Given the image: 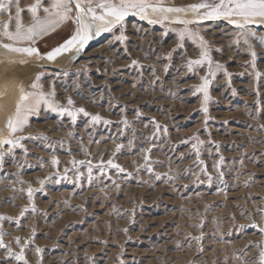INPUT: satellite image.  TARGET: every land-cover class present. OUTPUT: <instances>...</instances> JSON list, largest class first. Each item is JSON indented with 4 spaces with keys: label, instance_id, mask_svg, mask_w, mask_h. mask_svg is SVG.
<instances>
[{
    "label": "rangeland",
    "instance_id": "rangeland-1",
    "mask_svg": "<svg viewBox=\"0 0 264 264\" xmlns=\"http://www.w3.org/2000/svg\"><path fill=\"white\" fill-rule=\"evenodd\" d=\"M35 2L20 0L24 29ZM149 2L184 10L129 14L122 31L102 32L54 60L46 54L74 34L71 20L36 39L52 42L43 52L37 46L40 56L2 50L27 42L0 36V108L19 82L57 108L41 100L15 133L9 120L21 88L3 108L0 140L19 143H0V264H259L264 46L244 43L230 22L240 17L206 18L190 7L213 0ZM10 17L14 32L15 6L0 23ZM249 27L264 37V19ZM204 49L211 65L190 70ZM205 79L206 102L197 91Z\"/></svg>",
    "mask_w": 264,
    "mask_h": 264
},
{
    "label": "snow or ice",
    "instance_id": "snow-or-ice-1",
    "mask_svg": "<svg viewBox=\"0 0 264 264\" xmlns=\"http://www.w3.org/2000/svg\"><path fill=\"white\" fill-rule=\"evenodd\" d=\"M20 0H0V13L10 12L15 6V31L10 30L11 17L9 22L0 23V28L3 29L0 32V36L6 37L8 41H14L17 44L27 42V46L13 47L12 43H4L3 47L17 53H23L28 56H40L38 48L33 47L36 39L43 35H46L50 31L55 30L62 23L72 21L75 25L74 34L65 40L63 44L56 47L52 51L46 54L48 60H54L58 55L63 52H69L73 49L77 53L82 51L85 46L94 37L99 36L102 32H111L114 28H119L122 31L123 22L129 14H139L141 18L147 17L148 9L153 12H180L184 9L174 7H163L160 4L150 3L149 0H51V7H43L44 0H36L35 4L30 6L28 11L31 12L33 23L24 29L20 14L21 9L19 7ZM193 10L203 9V15L206 18H218V17H240L241 20H231L230 22L235 25L236 28L242 30V36L244 43H248L249 38L257 39L261 46H264V37H257L256 32L249 26L255 23L256 18L264 19V0H213L212 3L202 2L195 5H190ZM42 9L47 16L41 19L38 16V11ZM153 23L155 21H149ZM179 23H186L185 21H178ZM195 36L196 34H190ZM124 37L118 36L117 40H122ZM184 38V33H181V39ZM202 45L207 42L200 37ZM251 47V45H249ZM253 58L256 57V52L252 51ZM211 65V57L208 55L207 49L201 52V58L193 61H189L188 67L191 70L193 65H202L204 62ZM255 63V60L253 61ZM219 67V66H217ZM211 73L212 69L209 68ZM39 80V76L36 77ZM208 83L207 79L197 89L198 92L204 93L205 102L208 100ZM38 83L31 85L32 89L39 88ZM52 92L50 95H54ZM44 100L49 108L57 110L56 106L47 99L43 92H25L21 88V95L15 108V115L9 120V128L12 133L23 130V127L28 122V117L31 112H34L39 105L40 101ZM73 101L69 98L68 104L71 105ZM61 112H67L72 119H75L76 113L69 111L68 109H58ZM207 111V109H204ZM78 112H82L85 115L87 113L83 108L77 109ZM92 119L97 121L99 116H93ZM0 143L4 144H18L19 141L13 140H0ZM195 147V145H194ZM222 159V158H221ZM109 165L115 168H119V165H115L112 161H108ZM91 171V169H89ZM123 171V169H120ZM32 192L29 189V197ZM0 219H3L0 217ZM252 227H257L253 224ZM259 231L264 233V228H260ZM2 236V234H0ZM19 243V240H17ZM0 247H5L2 239H0ZM40 249H37L39 252ZM259 264H264V250L259 253ZM15 259L18 261H24V256L17 255ZM26 264V262H25Z\"/></svg>",
    "mask_w": 264,
    "mask_h": 264
},
{
    "label": "water",
    "instance_id": "water-1",
    "mask_svg": "<svg viewBox=\"0 0 264 264\" xmlns=\"http://www.w3.org/2000/svg\"><path fill=\"white\" fill-rule=\"evenodd\" d=\"M13 47H18V46H13ZM1 49H2V48H0V51L4 50L5 48L3 47V49H2V50H1ZM46 68H47V67H46ZM8 83H10V82H8ZM21 84H22V83H21ZM0 88H1V90H0V100H1V99H3V98L5 97V96L2 95V94H3V91L6 90V86L4 85V86H2V87H0ZM20 88H21L20 82H19L18 84H16L15 86H13V90H12L13 92H12L11 97L8 98L6 105H4V106H2V108H0V124H2V122H4L5 119H6V118H5V117H6V114H5V111L3 110V108L5 109V108L9 107L12 98L14 97L15 93H16Z\"/></svg>",
    "mask_w": 264,
    "mask_h": 264
},
{
    "label": "crops",
    "instance_id": "crops-1",
    "mask_svg": "<svg viewBox=\"0 0 264 264\" xmlns=\"http://www.w3.org/2000/svg\"><path fill=\"white\" fill-rule=\"evenodd\" d=\"M45 17H42V19H44ZM67 23V22H66ZM66 23H62V24H60L58 27H56V28H63V27H65L66 26ZM50 43H52V42H50V41H47L46 39H43V40H41V41H39L37 44H35V45H32L33 47H36V48H40L41 49V51L43 52V49H45L44 47L45 46H50ZM21 46V45H20ZM23 46H27V45H23ZM38 46V47H37Z\"/></svg>",
    "mask_w": 264,
    "mask_h": 264
},
{
    "label": "bare ground",
    "instance_id": "bare-ground-1",
    "mask_svg": "<svg viewBox=\"0 0 264 264\" xmlns=\"http://www.w3.org/2000/svg\"><path fill=\"white\" fill-rule=\"evenodd\" d=\"M151 13H153V11L151 10V9H148V14H151ZM180 13V12H179ZM185 16H189V13L188 12H186V13H183Z\"/></svg>",
    "mask_w": 264,
    "mask_h": 264
}]
</instances>
